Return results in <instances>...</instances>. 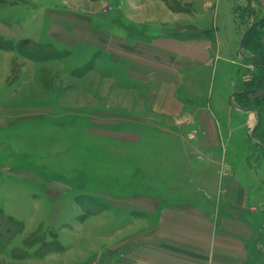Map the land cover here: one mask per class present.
<instances>
[{"label":"rangeland","instance_id":"obj_1","mask_svg":"<svg viewBox=\"0 0 264 264\" xmlns=\"http://www.w3.org/2000/svg\"><path fill=\"white\" fill-rule=\"evenodd\" d=\"M61 1L0 0V35L16 42L24 38L48 41L54 12L64 10ZM63 1L74 12L94 16L96 28L104 30L106 21L110 31L120 30L114 23L120 13L119 0ZM129 1L143 18H153L159 25L176 21L167 7L179 14L187 10L184 14L192 17H184L186 20L196 19L194 11L201 8L207 16L201 18L202 23H212L208 32L215 37L216 31L227 55L248 63L237 54L243 52L240 42L252 23L245 0ZM47 11L54 13L49 19ZM40 14L43 17L36 23L34 15ZM101 15L104 21L99 19ZM261 27L248 39V56L252 51H264ZM170 31L157 26L146 33ZM60 51V59L38 60L0 48V207L25 226L8 246L0 248V264H117L102 254L113 249L109 241L115 234L108 237L104 216H96L127 209L130 220L148 218L130 211V206L144 204L145 196L152 193L172 203L183 189L172 185L175 176H183L176 168L181 169L182 157L195 156L190 145L197 140L190 136L195 131L160 121L151 109L148 91L124 83V72L110 68L102 53L88 61L86 52L84 60L78 61L69 51ZM248 65L253 75L262 77L258 61ZM262 91L237 96L236 101L247 108H261ZM261 127L256 134L264 147V124ZM246 138L243 166L247 169L250 154L255 166L252 174L263 177L259 163L264 160V149L257 141L253 147L252 133L250 140ZM237 139L244 141L243 136ZM174 157H178L177 164L172 162ZM190 185L187 182V188ZM255 205L261 212L254 247L256 258L264 263V192ZM43 244L60 249L42 255L37 250Z\"/></svg>","mask_w":264,"mask_h":264},{"label":"crops","instance_id":"obj_2","mask_svg":"<svg viewBox=\"0 0 264 264\" xmlns=\"http://www.w3.org/2000/svg\"><path fill=\"white\" fill-rule=\"evenodd\" d=\"M119 1L126 22L149 29L160 26L176 34L130 37L122 29H98L94 16L74 12L62 0L64 10L54 12L48 41L33 40L67 50L78 61L84 60L86 52L88 61L102 53L110 68L124 72V83L148 91L151 109L160 121L194 130L197 135L190 136L197 140L190 142L195 156L182 157L181 169L175 167L183 176H175L172 185L183 189L172 203L152 193L145 196L144 204L130 206V211L148 218L130 220L127 209L96 216H104L108 237L115 234L109 241L113 249L102 254L117 264H264L256 258L254 247L261 212L255 201L264 192V160L259 163L263 177L252 174L250 154L247 169L243 166L246 136L249 139L252 133L253 147L257 141L264 149L256 137L257 126L264 124V101L263 107L253 109H244L236 101L242 85L252 78L251 61L240 51L238 56L247 64L227 55L216 31L215 37L208 32L212 23H202L206 11L203 14L201 8L194 11L196 19L186 20L191 16L184 14L187 10L179 14L166 6L176 21L159 25L153 18H143L129 0ZM245 1L252 7V23L256 16H264V0ZM54 13L47 11L48 19ZM34 17L40 23L43 16ZM261 91L264 100V88ZM177 158H172L173 164ZM185 178L191 184L188 188Z\"/></svg>","mask_w":264,"mask_h":264},{"label":"trees","instance_id":"obj_3","mask_svg":"<svg viewBox=\"0 0 264 264\" xmlns=\"http://www.w3.org/2000/svg\"><path fill=\"white\" fill-rule=\"evenodd\" d=\"M247 2H254V0H247ZM246 8H247V13L249 15V17L252 19V7L250 6V4H246ZM254 12H256V9L254 8ZM99 19L103 20V15L98 16ZM108 17V16H106ZM255 23L252 24L251 26L247 28L246 31V39L243 45V52H241L243 55H246L245 51L246 49V44L248 42V39L250 38L251 33L255 30V28L259 27V26H263L261 27V35L264 38V16L263 17H258L256 16L255 18ZM108 22L104 21V30H108L110 31V29H107L106 25ZM115 26H119L120 29L124 30V32L126 34H128L130 37H143L145 35L146 37V32L149 29L147 26H134L133 24H130L128 22L125 21L124 17L121 15V13H119L117 15V19H115ZM171 33L169 34H176L174 31H170ZM260 34V33H259ZM178 35V34H177ZM0 48L1 49H6L9 51H16L19 53H22L24 55H27L31 58H36V59H44L46 57H55V58H62L63 57V53L62 51L58 50L57 48L53 47V46H49L47 43H42V42H38L29 38H24L21 39L19 41H13L11 39H7L4 36L0 35ZM48 53L47 56H44L43 53ZM30 54V55H28ZM247 59L249 61H258L259 63V72H262V77L259 76H255L252 75L251 80L248 82L249 87L244 88V90L242 91V93H240L238 96H242V97H249L250 95L256 93L257 91H260L261 89L264 88V51L262 50V52L260 51H252V55L248 56L246 55ZM248 102V101H247ZM245 106H241L242 108H247ZM262 122H260V124L257 126V130L260 131V129L262 128ZM256 137L258 138V140L260 139L259 136L256 134ZM264 142V141H263ZM25 226L24 223L17 220L16 218L9 216L6 214L5 210L0 207V248H4L6 246L9 245V243L11 242L12 239H14L15 236H17L19 233H21L24 230ZM50 243V242H48ZM60 249L58 246H56L55 244H43L38 250L37 252H39L42 255H45L46 253L49 252H55L56 249ZM22 253L24 256H28V254L26 252H24L22 250Z\"/></svg>","mask_w":264,"mask_h":264},{"label":"water","instance_id":"obj_4","mask_svg":"<svg viewBox=\"0 0 264 264\" xmlns=\"http://www.w3.org/2000/svg\"><path fill=\"white\" fill-rule=\"evenodd\" d=\"M253 23H254V19H253ZM253 23H252V24H253ZM245 39H246V34H245V36L242 38V40H241V42H240V48L243 47L244 42H245Z\"/></svg>","mask_w":264,"mask_h":264},{"label":"built area","instance_id":"obj_5","mask_svg":"<svg viewBox=\"0 0 264 264\" xmlns=\"http://www.w3.org/2000/svg\"><path fill=\"white\" fill-rule=\"evenodd\" d=\"M253 66L251 65V68H252Z\"/></svg>","mask_w":264,"mask_h":264}]
</instances>
